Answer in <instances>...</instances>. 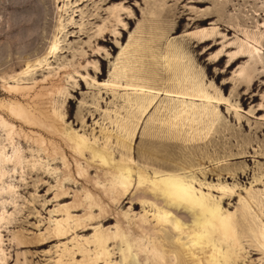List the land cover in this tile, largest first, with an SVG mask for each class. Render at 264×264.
I'll list each match as a JSON object with an SVG mask.
<instances>
[{
    "label": "rangeland",
    "instance_id": "374dc122",
    "mask_svg": "<svg viewBox=\"0 0 264 264\" xmlns=\"http://www.w3.org/2000/svg\"><path fill=\"white\" fill-rule=\"evenodd\" d=\"M40 2L0 0V115L16 126L14 142L25 159L5 179L15 186L14 196H0V213L4 207L1 202L6 200L8 212L0 230V248L7 260L0 264H57L64 244L74 248L76 240L90 238L96 227H114L116 217L131 210L127 201L115 209L102 199L104 203H100L115 220L101 222L99 218L92 230L72 231L64 240L41 245L55 222L64 217L61 207L85 203L88 191L97 201L103 196L94 181L101 173L99 164L90 163L88 174L80 176L78 161L87 169L89 155L76 154L63 133L76 132L101 147L106 145L107 135H121L119 123L138 113L139 106L130 105L128 99L136 94L125 92L119 84L133 81L166 86L169 78L164 55L168 49L184 54L183 62L191 64L208 96L226 100L213 101V105L198 101L196 106L186 108L188 114L196 109L208 111L207 116L216 123L209 136L211 142L193 149L192 166L181 171L182 175L194 178L204 193L223 199L224 209L230 208L231 212L241 208L240 195L244 201L249 200V190L264 201V0H52L47 30L37 25ZM117 16L122 23H118ZM197 20L207 22L194 25ZM204 27L216 29L219 35L216 41L199 46L189 34ZM100 28L105 30L100 33ZM245 35L259 40L261 59L256 56L255 62L246 58L228 68L229 55L238 50ZM54 45L57 52L52 55ZM145 49H152L157 59L142 55ZM222 49L224 58L217 64L214 56ZM242 67L247 69L244 76L251 82L239 80ZM154 73H158L157 78ZM255 82L257 87L251 89L249 84ZM15 85L20 88H10ZM14 103L30 110L32 124H22L9 116L5 106ZM175 106H181L177 99L160 95L153 109L140 120L129 151L136 166L152 173L154 166L139 157L145 150L142 134L158 111L160 116H172L177 113ZM55 108L63 122L54 116ZM5 145L11 153L7 141ZM112 151L119 158L115 144ZM39 160L42 163L34 166ZM180 163L174 159L172 166L180 167ZM220 185L235 187L234 201L222 197L217 189ZM62 192L69 194L57 198ZM78 208L71 209V213L83 216L86 209ZM94 211L95 215L101 212L99 208ZM141 213L139 206L131 215ZM243 244L249 252L256 242L245 239ZM110 250L115 252V262L120 263L118 248L111 245ZM80 255L75 253L77 261L82 260ZM249 258L245 264H264V255L259 252ZM64 260V264H70L71 257L65 256Z\"/></svg>",
    "mask_w": 264,
    "mask_h": 264
},
{
    "label": "bare ground",
    "instance_id": "6f19581e",
    "mask_svg": "<svg viewBox=\"0 0 264 264\" xmlns=\"http://www.w3.org/2000/svg\"><path fill=\"white\" fill-rule=\"evenodd\" d=\"M51 8L52 0H41L40 21L37 25L41 24L45 30L51 24ZM115 10L116 8L113 9ZM123 10L121 7L120 11ZM116 18L118 23H122L119 16ZM206 22L197 20L194 25L202 26ZM218 22H221L220 17ZM37 28L38 26L35 30ZM104 30L99 29L100 33ZM189 35L201 46L216 41L214 38L219 33L216 29L209 30L204 27ZM99 42L101 43V40ZM258 45L259 40L245 35V40L241 42L238 50L229 53L228 68L246 58L255 62L256 56L261 59L262 51ZM216 46L217 44L213 45L209 50ZM223 49L214 56V62L217 64L223 61ZM56 52L57 48L54 45L50 54L55 55ZM141 52L153 60L157 59L152 49ZM164 59L169 78L166 86H148L133 81L119 84L125 92L136 94L135 98L128 99L130 105L139 106L138 113H132L127 120L119 123L121 135H107L106 145L101 147L96 145V141L92 144L84 135L76 132L63 133L69 147L76 154L83 157L89 155L87 169L82 168L78 161L80 176L88 174L90 163L99 164L101 173L94 181L103 196L97 201V198L88 191L85 193V203L61 207L60 212L64 213V217L55 222V228L48 237H43L41 245L64 240L72 231L76 233L79 230L80 232L92 230L93 222L99 218L102 219L101 222L115 220L100 203L102 199H107L115 209L122 208L127 201L126 204H131V210L120 213L119 217H116L114 227L106 230L96 227L90 238L82 241L74 239L76 240L74 248L70 249L64 244L57 264H64L65 256L71 257L70 264H245L246 260L250 259L249 255H256L257 252L264 255V201L261 198L249 190L246 193L249 200L244 201L240 195L241 208L237 212H231L230 208L224 209L223 199L216 200L212 194L204 193L202 189L197 188L194 178L182 175L181 171H186L192 166L190 158L195 153L193 149L211 142L209 136L216 123L215 119L207 116L208 111L196 109L188 114L186 108L196 106L198 101L213 105V101L221 103L226 100L207 95L206 88L197 80L198 76L192 71L191 64L183 62L185 56L182 52L168 49ZM245 72L247 69L242 67L238 74L239 80L251 82L250 78L244 76ZM27 74L29 73H25ZM153 76L157 78L158 73H154ZM257 84L250 83L249 87L254 89ZM18 87L15 85L10 88ZM164 94L170 99H177L181 106H175L177 113L172 116H160L158 111L157 116L151 119L150 125L142 134L141 141L145 150L139 157L149 165L157 167H152L150 173L148 168L136 166L134 156L129 151L140 120L153 109L157 98ZM5 111L13 120L22 124L29 125L33 122L30 110L20 103L5 106ZM53 114L58 120L64 121L58 109L55 108ZM15 135H18L16 126L0 115V185H2L0 196L4 194L14 196L15 186L7 184L5 179L10 172H16V168L25 162L20 148L14 142ZM112 139L115 149L119 150V158L112 151ZM5 141L12 147L11 153ZM174 159L181 160L180 167L172 166ZM63 160L65 161L64 158ZM41 163L39 160L34 166ZM9 166H13V170H8ZM217 189L224 199L234 201L237 197L235 187L220 185ZM68 194L62 192L56 197ZM1 204L4 207L3 213H0V230L8 215L7 200ZM81 206L86 209V213L83 216H74L71 209H79ZM139 206L142 207V213L132 216L131 213ZM254 206L258 212H255ZM95 208L100 209L99 215H95ZM245 239L256 242L255 246H250L253 250L247 252L243 244ZM2 244L0 231V246ZM111 245L118 248L120 263L115 262V252L110 250ZM76 252L81 254V261L76 260ZM0 254L2 255L0 261L6 262L3 248H0Z\"/></svg>",
    "mask_w": 264,
    "mask_h": 264
}]
</instances>
